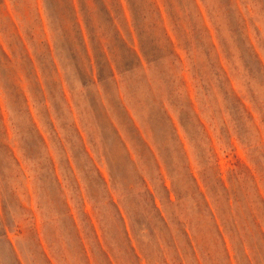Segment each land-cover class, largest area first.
I'll use <instances>...</instances> for the list:
<instances>
[{
    "label": "rangeland",
    "instance_id": "1",
    "mask_svg": "<svg viewBox=\"0 0 264 264\" xmlns=\"http://www.w3.org/2000/svg\"><path fill=\"white\" fill-rule=\"evenodd\" d=\"M196 2L0 0V264H264V0Z\"/></svg>",
    "mask_w": 264,
    "mask_h": 264
},
{
    "label": "trees",
    "instance_id": "2",
    "mask_svg": "<svg viewBox=\"0 0 264 264\" xmlns=\"http://www.w3.org/2000/svg\"><path fill=\"white\" fill-rule=\"evenodd\" d=\"M193 1H194V2L196 3V5H197L196 0H193ZM197 7H198V5H197ZM135 14H136V13H135ZM171 17H172L173 22H175L176 19H177V18L175 17V15L172 14ZM177 20H178V19H177ZM139 35H140V33H139ZM171 43H172V42H171ZM224 45H225V44H224ZM172 46H173V43H172ZM212 47H213L214 49H216V46H215L214 43H212ZM0 49H2V48H0ZM86 51H87V53H88V50H87V49H86ZM131 52H132V55H134V58L137 59L139 65H140L141 67H143V59H142V56L147 60V62H148L149 65H150V60H149V58H148V56H147V54H146V51H145V49H144V45H143V43H142V40H141V52H142V55L139 54L136 50H133V49L131 50ZM171 52H172L173 55L176 57V59L180 60V57L176 54V52H175L173 49L171 50ZM2 53L7 57V54L4 52L3 49H2ZM252 54H253L254 57L257 59L258 63L262 66V68L264 69V66H263V64H262V62H261V59L259 58V55H258V53L255 51L254 47H252ZM88 58H89V62H90V64H91V63H92V59H91L90 56H89ZM218 59L220 60V57H218ZM91 65H92V64H91ZM54 66H55V69H56V71H57V70H58L57 66H56L55 64H54ZM110 68H111L112 77H113V79H114V77H115V73H114L112 67H110ZM117 69H118V66H117ZM91 70H92V72H93V67H92V66H91ZM57 72H58V71H57ZM119 72H120V71H119ZM58 74H59V73H58ZM39 86H40V88H41L40 83H39ZM60 86H61V92H62V95L64 96L66 102L69 103V102L67 101V98H66V91H65V88H64L63 83H61ZM117 87H118V80H117ZM41 90H42V89H41ZM14 92H15L16 99H17V100H18V98H21V99L24 100L25 103L28 102V99H27L26 95H25L24 92L20 89L19 86H15V85H14ZM42 93H43V96H44V102H46V101H47V98H46V96H45L43 90H42ZM118 93H119V98H120V92L118 91ZM119 100H120V99H119ZM238 101H239V100H238ZM120 102H121V104H122V99L120 100ZM240 103H241V105L243 106V108L246 109L245 106H244V104H243L241 101H240ZM123 109H124V111L126 112V114L128 115V117L130 118V120H131V122L133 123L135 129L140 133L139 129L136 127V124H135L134 120H133L132 117L130 116V113H129L128 109H127L125 106H123ZM26 111H27V113L30 114L29 106H28V105H27V110H26ZM0 119H1V121L3 122V114H1V107H0ZM171 121H172V120H171ZM172 124H173L174 132L177 134V137L179 138V135H178V132H177V128L174 126V123H173V122H172ZM32 125H33L34 129L38 132V129H37V127H36V124L33 122V120H32ZM77 131H78V133H79L81 139H83L82 136H81V134H80V132H79V130H78V128H77ZM239 138H240V135H239ZM42 141H43V140H42ZM149 149H150L151 153H153V151H152V149H151L150 147H149ZM11 153H12V151H11ZM13 155H14V154H13ZM18 163H19V162H18ZM54 170H55V169H54Z\"/></svg>",
    "mask_w": 264,
    "mask_h": 264
}]
</instances>
